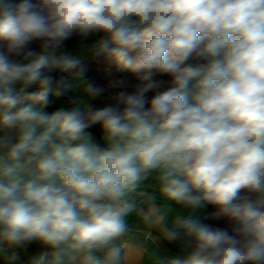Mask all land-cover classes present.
Returning <instances> with one entry per match:
<instances>
[{"label": "clouds", "instance_id": "9594fccd", "mask_svg": "<svg viewBox=\"0 0 264 264\" xmlns=\"http://www.w3.org/2000/svg\"><path fill=\"white\" fill-rule=\"evenodd\" d=\"M85 49L143 83L52 75ZM0 242H38L30 264H264V0H0Z\"/></svg>", "mask_w": 264, "mask_h": 264}, {"label": "trees", "instance_id": "16d2710c", "mask_svg": "<svg viewBox=\"0 0 264 264\" xmlns=\"http://www.w3.org/2000/svg\"><path fill=\"white\" fill-rule=\"evenodd\" d=\"M77 69H82L85 78L91 80L98 86L105 87L106 89H108V92H115L119 90L131 91L137 84L143 83V81L139 79L138 74L119 71L113 62V58L107 55L99 56V57L92 55L86 59L80 60L76 69H72L69 71H62L60 73V76H57L55 78L57 80L66 78L67 73ZM153 79L159 82L160 86L157 89H154L152 92H149L148 93L149 96L153 95L156 91H163L169 86L167 83L169 77L167 76L156 75L153 77ZM117 80H124L127 87L125 89L111 88L110 85L112 84V82ZM38 90H39L38 87L32 86L28 88L26 91L28 93H31ZM65 98L68 100V97ZM88 131L91 133L93 140L103 147L104 144L101 138L102 132L99 126H93L92 128L88 129ZM214 210H215L214 206H208V208L205 209V216H207L209 213L213 212ZM204 222L211 223L214 226H221V227L225 226V221L223 220L213 221V220L205 219Z\"/></svg>", "mask_w": 264, "mask_h": 264}, {"label": "crops", "instance_id": "0c3cea01", "mask_svg": "<svg viewBox=\"0 0 264 264\" xmlns=\"http://www.w3.org/2000/svg\"><path fill=\"white\" fill-rule=\"evenodd\" d=\"M52 100H55V103H53ZM56 101H58V98L54 97L51 99L52 103L48 106L46 111L52 112L59 109ZM92 103L97 107L102 106L101 100H95L92 101ZM145 190L149 193L152 192L151 187H146ZM135 224H138L140 228H144V225L139 221H135ZM147 243L150 247H152L151 241H147ZM168 248L172 252L176 251V249L171 245H168ZM43 250L45 249H43L38 242H33L26 247H12L4 242H0V264H30L31 258ZM134 257L136 264H150L148 257L146 255H142L140 252H134Z\"/></svg>", "mask_w": 264, "mask_h": 264}, {"label": "rangeland", "instance_id": "374dc122", "mask_svg": "<svg viewBox=\"0 0 264 264\" xmlns=\"http://www.w3.org/2000/svg\"><path fill=\"white\" fill-rule=\"evenodd\" d=\"M94 39H95V38L92 37V38H90L89 40L84 41L85 45L91 43L92 40H94ZM78 40H79V38H74L72 41H69V42H68V47H69L70 50L74 47V45L78 42ZM90 56H92V54L89 53L86 49H85V50H81V51H79V53H78V60L80 61V60L86 59V58H88V57H90ZM79 70H81V69H77V70H74V71H70L69 73L66 74V78L71 77V75L73 74V72H75V71H79ZM61 72H62V71H57V72L52 73V75H54L55 77H57V76H60V73H61ZM36 87H37V86H36ZM72 95H79V93H78V92H77V93H72ZM53 98H54V97H51L50 99H53ZM52 101H53V103H55V100H52ZM51 103H52V102H51ZM56 104H57L58 108H61V107H68V106H70V105L67 103V99H66L65 97H64V98H58V101H56Z\"/></svg>", "mask_w": 264, "mask_h": 264}]
</instances>
